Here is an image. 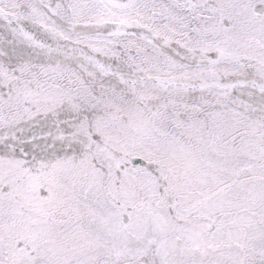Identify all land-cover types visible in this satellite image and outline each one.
<instances>
[{
	"label": "snow or ice",
	"instance_id": "6c2138e0",
	"mask_svg": "<svg viewBox=\"0 0 264 264\" xmlns=\"http://www.w3.org/2000/svg\"><path fill=\"white\" fill-rule=\"evenodd\" d=\"M0 264H264V0H0Z\"/></svg>",
	"mask_w": 264,
	"mask_h": 264
}]
</instances>
